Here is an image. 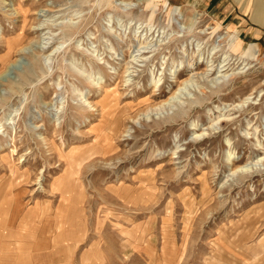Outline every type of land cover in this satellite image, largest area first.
Listing matches in <instances>:
<instances>
[{
	"label": "rangeland",
	"instance_id": "1",
	"mask_svg": "<svg viewBox=\"0 0 264 264\" xmlns=\"http://www.w3.org/2000/svg\"><path fill=\"white\" fill-rule=\"evenodd\" d=\"M203 5L0 0V264H264V0Z\"/></svg>",
	"mask_w": 264,
	"mask_h": 264
},
{
	"label": "crops",
	"instance_id": "2",
	"mask_svg": "<svg viewBox=\"0 0 264 264\" xmlns=\"http://www.w3.org/2000/svg\"><path fill=\"white\" fill-rule=\"evenodd\" d=\"M194 1L199 2V0H194ZM200 3H201V5L205 4V7H207V6L209 7L211 4V0H200Z\"/></svg>",
	"mask_w": 264,
	"mask_h": 264
},
{
	"label": "bare ground",
	"instance_id": "3",
	"mask_svg": "<svg viewBox=\"0 0 264 264\" xmlns=\"http://www.w3.org/2000/svg\"><path fill=\"white\" fill-rule=\"evenodd\" d=\"M140 46H141V45H140ZM132 57H133V56H132ZM184 82H185V81H184ZM166 101H167V100H166ZM167 102H168V101H167ZM167 102H166V103H167ZM173 104H174V103H173ZM235 170H236V169H235ZM65 186H66V184L64 183V184L62 185V187L65 188ZM66 187H67V186H66Z\"/></svg>",
	"mask_w": 264,
	"mask_h": 264
}]
</instances>
